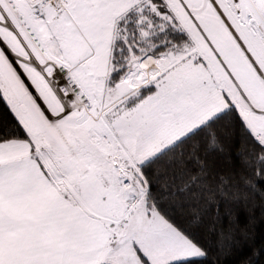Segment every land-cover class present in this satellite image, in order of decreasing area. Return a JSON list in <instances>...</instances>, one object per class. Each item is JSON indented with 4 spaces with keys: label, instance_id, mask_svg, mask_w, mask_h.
Segmentation results:
<instances>
[{
    "label": "snow or ice",
    "instance_id": "1",
    "mask_svg": "<svg viewBox=\"0 0 264 264\" xmlns=\"http://www.w3.org/2000/svg\"><path fill=\"white\" fill-rule=\"evenodd\" d=\"M258 189L264 0H0V264H224Z\"/></svg>",
    "mask_w": 264,
    "mask_h": 264
},
{
    "label": "trees",
    "instance_id": "2",
    "mask_svg": "<svg viewBox=\"0 0 264 264\" xmlns=\"http://www.w3.org/2000/svg\"><path fill=\"white\" fill-rule=\"evenodd\" d=\"M225 135H227L225 133ZM233 139H235L233 137ZM222 166L232 167L235 171L240 172V161L234 156L229 159H225L220 162ZM250 204L246 205V202L241 200L236 203L233 211L237 217H242L244 221H249L250 218H254L252 223V240L248 245L241 246L231 256L224 257V264H249V258H251V264H264V196L258 189L255 193L249 197Z\"/></svg>",
    "mask_w": 264,
    "mask_h": 264
}]
</instances>
